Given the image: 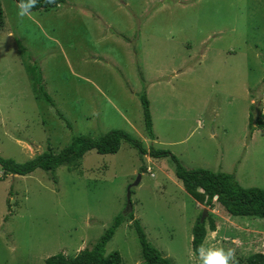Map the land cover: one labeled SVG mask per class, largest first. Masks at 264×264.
<instances>
[{
    "label": "rangeland",
    "instance_id": "obj_1",
    "mask_svg": "<svg viewBox=\"0 0 264 264\" xmlns=\"http://www.w3.org/2000/svg\"><path fill=\"white\" fill-rule=\"evenodd\" d=\"M2 5L3 157L24 162L75 135L120 129L188 168L235 173L244 187L264 189V0H66L31 18L18 15L16 0ZM175 166L126 141L54 171L5 177L0 165V264L74 256L132 211L174 264H197L192 227L205 208L204 221L217 226L209 243L234 248L239 264L264 253V218L197 203ZM113 251L123 264H145L128 217L107 244Z\"/></svg>",
    "mask_w": 264,
    "mask_h": 264
},
{
    "label": "trees",
    "instance_id": "obj_2",
    "mask_svg": "<svg viewBox=\"0 0 264 264\" xmlns=\"http://www.w3.org/2000/svg\"><path fill=\"white\" fill-rule=\"evenodd\" d=\"M16 1L20 3V0ZM65 2L66 0H55L54 3H49L48 0H39V3L32 11L48 10ZM3 24L4 9L2 0H0V25L3 26ZM42 91L45 92L46 102L51 105L54 104L48 92L44 89ZM141 99L145 130L151 139H155L150 101L146 94L142 95ZM256 121L260 124L259 118ZM254 129L252 126L250 132L253 133ZM123 141L138 149L141 155L149 154L154 157L171 156L176 163V176L182 181L187 192L197 203L214 208L217 202L231 216L264 218L263 188L244 187L238 181L235 173L212 171L205 168H188L170 151L155 149L153 146L147 149L142 141L120 129L109 131L99 137L86 134L75 135L71 143L59 152L49 148V150L24 162H18L13 158H5L0 153V165L5 177L6 175H29L39 168L45 171H54L64 164L77 166L86 153L91 150L101 154L116 153L119 151ZM201 216L202 214L192 227V249L196 254V250L205 241L208 230H217L216 223L212 217L208 218L207 224V221H201ZM127 217L133 221L145 264H174L171 259L163 256L162 252L148 240L141 222L138 218H135L133 211L128 216L125 214L117 215L111 226L106 229L101 238L91 247H85L74 256H66L64 253L52 255L46 258L44 264H123L121 253L119 251L107 253L106 247L118 227ZM240 261L243 262V260ZM244 263L264 264V253L250 254L245 258Z\"/></svg>",
    "mask_w": 264,
    "mask_h": 264
},
{
    "label": "clouds",
    "instance_id": "obj_3",
    "mask_svg": "<svg viewBox=\"0 0 264 264\" xmlns=\"http://www.w3.org/2000/svg\"><path fill=\"white\" fill-rule=\"evenodd\" d=\"M49 3H54L55 0H48ZM39 0H20L18 5L21 18H31L32 9H34ZM197 252V264H239L236 259L235 249L224 247L223 245L209 243L207 238L201 243Z\"/></svg>",
    "mask_w": 264,
    "mask_h": 264
},
{
    "label": "water",
    "instance_id": "obj_4",
    "mask_svg": "<svg viewBox=\"0 0 264 264\" xmlns=\"http://www.w3.org/2000/svg\"><path fill=\"white\" fill-rule=\"evenodd\" d=\"M139 179H140V178H139ZM128 203H129V208L132 209V204H131V190H130V188H129V190H128ZM207 213H208V209L205 208L204 211H203V213H202V216H201V221H202V222L205 220V218H206V216H207Z\"/></svg>",
    "mask_w": 264,
    "mask_h": 264
},
{
    "label": "built area",
    "instance_id": "obj_5",
    "mask_svg": "<svg viewBox=\"0 0 264 264\" xmlns=\"http://www.w3.org/2000/svg\"><path fill=\"white\" fill-rule=\"evenodd\" d=\"M150 168H148V170H149ZM150 171H151V169H150Z\"/></svg>",
    "mask_w": 264,
    "mask_h": 264
}]
</instances>
